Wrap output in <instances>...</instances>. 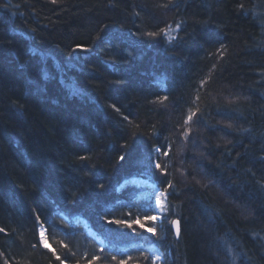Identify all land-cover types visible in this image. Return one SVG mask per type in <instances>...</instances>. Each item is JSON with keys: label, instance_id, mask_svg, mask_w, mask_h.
<instances>
[{"label": "trees", "instance_id": "trees-1", "mask_svg": "<svg viewBox=\"0 0 264 264\" xmlns=\"http://www.w3.org/2000/svg\"><path fill=\"white\" fill-rule=\"evenodd\" d=\"M0 229V264H264V0H0Z\"/></svg>", "mask_w": 264, "mask_h": 264}, {"label": "bare ground", "instance_id": "bare-ground-1", "mask_svg": "<svg viewBox=\"0 0 264 264\" xmlns=\"http://www.w3.org/2000/svg\"><path fill=\"white\" fill-rule=\"evenodd\" d=\"M126 183H131L135 186H139L140 191L143 192L144 194L148 195V197L150 198L151 201V211H152V217H154V215H157L158 217H156L155 220L160 221L161 219V215L165 212V195L161 196V193H164L156 183L151 182L149 179L145 178V177H141V178H130L126 180ZM155 194H157L158 196H160V205L158 206L156 203V198ZM173 221L177 222V232H175V226ZM171 222V229L173 231V234L175 236L178 235V231H179V224H178V220L174 219ZM83 224L85 223V221H82ZM86 226V225H85ZM43 232V230L41 228H39L38 230V234L40 236V234ZM44 245V244H43ZM148 249L151 252L152 258L155 261H158L161 257V251L154 246H148ZM157 252L159 254V259L155 258V253Z\"/></svg>", "mask_w": 264, "mask_h": 264}, {"label": "snow or ice", "instance_id": "snow-or-ice-1", "mask_svg": "<svg viewBox=\"0 0 264 264\" xmlns=\"http://www.w3.org/2000/svg\"><path fill=\"white\" fill-rule=\"evenodd\" d=\"M241 7H243V6L241 5ZM149 35L152 36V35H155V33H149ZM85 50H86V49H85ZM194 114H195V113H193L192 115H194ZM192 115H189L188 120H191V119H192ZM188 120H186L185 123H188ZM184 135H185V136L188 135L187 131L184 133ZM156 151L159 152L160 149L157 148ZM164 155H167V153L165 152ZM121 159H123V157H121ZM155 167H156L157 169H159L161 166H160L159 163H157V164L155 165ZM101 187H103V186H101ZM163 195H164V193H161V196H163ZM160 202H161V201H160V196H157V198H156V203H157L158 206L160 205ZM148 219L155 220L156 217H148ZM110 223L124 224L125 221L116 220V221H110ZM137 223H139L140 226L143 227V223H142L140 220H136V221H132V222H130V223H127L126 226H127L129 229H131V228L133 227V224H137ZM173 223L175 224L176 222L173 221ZM0 231H3V229H0ZM148 231L151 232V231H153V230H152V229H148ZM43 237H44V233L42 232V233H41V243H43L44 246L47 247V244L44 243ZM57 259H60V257H57ZM94 259H96V258H94ZM114 259H115V258H114ZM61 264H64L63 260H61ZM121 264H124V262H121Z\"/></svg>", "mask_w": 264, "mask_h": 264}, {"label": "rangeland", "instance_id": "rangeland-1", "mask_svg": "<svg viewBox=\"0 0 264 264\" xmlns=\"http://www.w3.org/2000/svg\"><path fill=\"white\" fill-rule=\"evenodd\" d=\"M158 195L157 194H155V197H157ZM154 217H158L157 215H154ZM42 230H43V228H41ZM43 233H44V237H43V240H44V243H46L47 244V246H49V243H48V240L46 239V237H45V231L43 230ZM40 240H41V234H40ZM43 244V243H42ZM155 253V252H154ZM155 258H157V259H159L160 257H159V254L156 252L155 253Z\"/></svg>", "mask_w": 264, "mask_h": 264}, {"label": "water", "instance_id": "water-1", "mask_svg": "<svg viewBox=\"0 0 264 264\" xmlns=\"http://www.w3.org/2000/svg\"><path fill=\"white\" fill-rule=\"evenodd\" d=\"M175 226V232H177V222L174 224Z\"/></svg>", "mask_w": 264, "mask_h": 264}]
</instances>
